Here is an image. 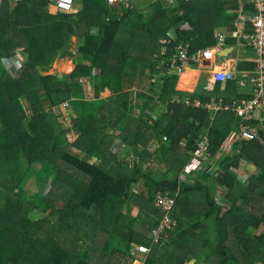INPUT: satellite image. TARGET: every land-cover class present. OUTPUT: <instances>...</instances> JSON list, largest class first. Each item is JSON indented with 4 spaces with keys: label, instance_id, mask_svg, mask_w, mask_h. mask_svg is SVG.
Here are the masks:
<instances>
[{
    "label": "trees",
    "instance_id": "1",
    "mask_svg": "<svg viewBox=\"0 0 264 264\" xmlns=\"http://www.w3.org/2000/svg\"><path fill=\"white\" fill-rule=\"evenodd\" d=\"M147 1L111 8L106 0H77L78 13L56 14L45 0L0 6V264H264V144L236 140L218 174L206 163L182 179L199 141L207 137L216 156L238 119L220 111L211 120L206 109L178 101L250 98L239 94V81L250 82L255 68L239 69L251 72L234 75L224 89L191 94L176 90L170 63L180 47L194 54L214 45L215 23L237 31V11L253 14V6L243 0L139 6ZM186 23L189 30L181 28ZM74 38L76 69L49 74L58 58L72 54ZM19 55L13 72L9 64ZM117 81L122 91L114 93ZM139 83L143 98L129 91ZM102 91L113 95L101 98ZM65 102L74 113L70 122L55 112ZM69 130L79 133L76 141ZM119 144L125 154L114 150ZM131 154L136 166L133 159L127 164ZM242 161L256 168L245 180L232 170ZM158 192L176 204L175 225L156 240L152 231L165 214L155 205ZM224 202L230 204L222 212ZM34 211L44 217L32 220ZM136 244L149 252L137 254Z\"/></svg>",
    "mask_w": 264,
    "mask_h": 264
},
{
    "label": "built area",
    "instance_id": "2",
    "mask_svg": "<svg viewBox=\"0 0 264 264\" xmlns=\"http://www.w3.org/2000/svg\"><path fill=\"white\" fill-rule=\"evenodd\" d=\"M22 0H0L2 5L5 2L16 3ZM41 1V0H36ZM50 5H53L57 11L62 12H75L77 0H45ZM134 0H106V4L109 7H129ZM250 5L253 6L254 13L249 17L250 30L243 33L241 38L246 44L254 51L253 61L256 63L255 77L246 82L245 80L239 81V86L242 89L250 87L248 95L249 99L235 100L231 104L224 103L222 99L220 102L203 103L196 101L193 107L204 108L213 115L219 111L233 112L238 119V129L230 132L220 146V151L229 150L236 140L244 141L245 138L251 139L252 132L246 129L245 126H256L252 122L259 121L262 124L264 121V0H248ZM223 41V36H219V42ZM164 43V42H163ZM184 50H180L177 56L174 58L176 62L178 72H182L183 67L189 61L188 46L184 47ZM211 53H204V56L208 59ZM209 60V59H208ZM234 79V74L228 70H215L208 82L207 91H213L218 82L231 81ZM188 104H190L187 101ZM68 103L62 104L60 108H67ZM56 110V108H55ZM151 112V111H149ZM239 134V138L237 135ZM163 141H167V137L163 138ZM209 140L207 137H203L197 148L193 151L191 159L183 167L182 172L185 176L191 175L196 171L206 168V163H210L209 159L213 156L209 152ZM176 204V198L170 196L169 193L158 192L155 197V205L161 208L165 214L159 225L152 231V235L156 240L162 237V234L175 225V221L172 219L173 209ZM161 236V237H160ZM137 254H144L147 250L146 246L139 244L135 245Z\"/></svg>",
    "mask_w": 264,
    "mask_h": 264
},
{
    "label": "crops",
    "instance_id": "3",
    "mask_svg": "<svg viewBox=\"0 0 264 264\" xmlns=\"http://www.w3.org/2000/svg\"><path fill=\"white\" fill-rule=\"evenodd\" d=\"M154 1L155 0L147 1L146 4L139 5V6L146 8L149 6V4L153 3ZM243 1H247L250 4V2L248 0H243ZM242 6H243V3H242ZM46 10L50 14H56L58 12L56 10V8L50 4L46 7ZM78 11H79V7L76 9L75 12L78 13ZM228 13H230V11ZM237 14H238L237 31H233V32L229 33L228 28H227V24L224 23V21L222 20L220 23L214 24V26L217 28V30H215V43H214V45H212L206 49L199 50L196 53L194 52V54L193 53L191 54L188 51L189 61H188L187 65L185 66L184 72L178 76V80L176 83V90L177 91H182V92L191 93V94L198 93L200 91L208 92L207 91L208 82L211 78L212 73L215 70H222V69L228 70L229 72H231L235 75V78L236 77L238 78L239 76L247 75L248 72H251V71H246L247 73L246 72H240L239 69H242L244 67L256 68V63L253 61V59H254L253 51L251 49H248L245 46L243 40L241 39V35H243V33H245V31H246L245 25L248 22V17L250 16V14L243 12L242 9L238 10ZM78 16H80V15L78 14ZM227 20L230 21L229 19H227ZM181 28L183 30H189L190 26L188 23H186V24H183L181 26ZM219 36H223L222 42H219ZM234 41H236V43H234ZM74 42H75V46L71 48L72 54L69 56H62L56 60L58 65H60V66L63 65L67 69L72 68V72L77 67V62H76L77 38H74ZM184 49H185L184 47H181L180 50H184ZM179 51H178V53H179ZM205 52L211 53L209 58H208L209 60L204 56ZM72 55L75 56V58H73ZM232 55H234V56L232 57ZM85 63L89 64L88 61H86ZM55 72L57 73V71H55ZM55 72H53V73H55ZM255 73H256V71H255ZM155 81H156V77L154 76L153 82H155ZM117 82L119 85V91L121 92L122 81H117ZM227 82H229V81L218 82L217 84L218 85L220 84L221 89H224ZM158 84H161L160 80H159ZM90 89L93 90L94 87L91 86ZM248 92H249L248 90L244 89V90H240L239 94L248 93ZM144 93H145L144 96H147L146 88H145ZM111 95L112 94L104 95V93L102 92L101 98H105V97H108ZM242 99H249V98H241L240 100H242ZM178 101L185 102L186 104H188L187 103V101H188L190 103L188 105L193 107L194 103H196V101H200V100L195 99V100L191 101L187 97H183L181 99H178ZM201 102H203V101H201ZM205 103H207V102H205ZM71 111L73 113V110H70L69 112H71ZM73 114H72V116H73ZM211 120H213V119H211ZM252 124H255V122H252ZM237 128H238V125H237ZM78 136H79V133L77 131H75V130H69L68 131V138L72 139V140L69 139L70 141H75L78 138ZM153 146L157 147V144L156 145L153 144ZM197 146H198V144H197ZM230 151L231 150L218 152L216 154L217 157L214 156V159L212 160V162L209 163V164L216 163V168L215 169L213 168L215 170V175L219 172V170L221 168L222 160L225 156V153H228ZM245 163L246 162H242L240 164V167L237 168L236 170L239 173H241L243 176H245V178H246V175L251 174V164H248V163L245 164ZM246 166H250V168L246 169ZM159 167L161 168V165ZM252 168H254V167H252ZM182 178H183V175H182ZM136 210L138 212L137 208L134 209V212ZM137 212H135V213H137Z\"/></svg>",
    "mask_w": 264,
    "mask_h": 264
},
{
    "label": "rangeland",
    "instance_id": "4",
    "mask_svg": "<svg viewBox=\"0 0 264 264\" xmlns=\"http://www.w3.org/2000/svg\"><path fill=\"white\" fill-rule=\"evenodd\" d=\"M21 2V1H20ZM20 2H16V3H10L12 6H15V5H17L18 3H20ZM0 6H1V4H0ZM234 43H236V41H234ZM238 55V54H237ZM234 55H232V57H233ZM23 58H22V56L21 55H19V56H17V59L16 60H14V61H12V63H10L9 65H10V67L12 68V70H13V72H16V68H18L19 67V63L17 62V61H21ZM55 71H57V73H59L60 75H68V74H70V73H72V68L71 69H67L66 67H64L63 65L62 66H60V65H58L57 64V62L55 61L54 62V64H53V66H52V69L49 71V74H53V72H55ZM56 73V72H55ZM139 82V81H138ZM140 82H142V80L140 81ZM245 90H248V91H250V89H248V88H244ZM244 89H242L241 88V90H244ZM122 91V90H121ZM129 91H133L134 92V96L135 97H141V98H143V96H144V92H145V84L144 83H139V84H136L135 86H133L132 87V89L131 90H129ZM118 92H120L119 90L118 91H115L114 93H118ZM249 93V92H248ZM243 94H247V93H243ZM218 102H220V100H218ZM212 103V102H211ZM60 110V108H56V114L57 115H60V118H61V114H62V110H64L65 112H68V113H70L66 108L65 109H62L61 111H59ZM137 110V108H135V111ZM149 111V110H148ZM147 111V112H148ZM136 114H137V111L135 112ZM215 116L213 115L212 116V119L214 118ZM153 119V118H152ZM246 127V129L247 130H249L250 132H252V138L251 139H248V138H245L244 139V141H258L259 143H261V144H264V121H262V124H260V125H256V126H245ZM109 132L111 133L112 132V129H110L109 130ZM237 137L239 138V134L237 135ZM69 139H71V138H69ZM72 140V139H71ZM76 141V140H75ZM71 142H74V141H71ZM157 144V143H156ZM155 144V145H156ZM116 148L118 149V151H121V153H123V154H125V147H122V144H119V146L117 147H115V151H116ZM156 147L155 146H152V147H150V150L151 151H156ZM232 149V147L229 149V150H231ZM229 150H227V151H229ZM232 151V150H231ZM231 151L230 152H228V153H231ZM228 153H225V154H228ZM83 156H84V154H83ZM216 157H217V155H216ZM131 159H133L134 161L133 162H137V159H135V157L131 154L130 156H129V159L127 160V164L128 163H130L129 161L131 160ZM214 159V157L213 158H211V159H209V161L210 162H212V160ZM97 161V160H96ZM242 162H245V161H242ZM241 162V163H242ZM244 164V163H243ZM246 164V163H245ZM128 165H130V164H128ZM212 168H216V163H213V164H209ZM252 167H254V166H252L251 165V174H253V173H255L256 172V168L254 167V168H252ZM250 168V166H246V169H249ZM206 168H204V169H202V170H205ZM219 170V169H218ZM232 170L234 171V172H236L237 174H238V177L240 178V179H242V180H245L248 176H250V175H246V178H245V176H243L241 173H239L237 170H236V168H232ZM220 171V170H219ZM212 172H214V174H215V171H212ZM218 174V173H217ZM186 176L185 175H183V178L182 179H184ZM34 181H31V183L29 184V185H27L26 186V188L29 190V192L35 187V183H33ZM218 191L220 190L221 192H223L224 190L222 189V187L220 188L219 186H218ZM35 190H36V188H35ZM220 191H219V195L217 196V200L219 201V203H220V199L222 198V194L220 193ZM229 202H224V204H223V206H222V212H225V210H226V208L229 206ZM135 212H137V210L135 211ZM134 212V214H137V213H135ZM30 217H31V219L32 220H37V219H39V217L41 218V217H44V214H42L41 212H39V211H34V212H32V213H30ZM261 231H264V227H262L260 230H259V232H261ZM136 245H139V244H136ZM145 246V245H144ZM147 248V247H146ZM149 252V250L147 249L145 252H143V253H148ZM142 257V256H141ZM190 263L191 264H193L194 263V261L192 260H190ZM134 264H139V261L138 260H134ZM141 264H143V262L141 263Z\"/></svg>",
    "mask_w": 264,
    "mask_h": 264
},
{
    "label": "clouds",
    "instance_id": "5",
    "mask_svg": "<svg viewBox=\"0 0 264 264\" xmlns=\"http://www.w3.org/2000/svg\"><path fill=\"white\" fill-rule=\"evenodd\" d=\"M169 2L170 3H173L174 2V0H169ZM6 3V2H5ZM9 3V2H8ZM137 3H138V0H134L132 3H131V5L129 6V7H131V8H134L135 6H137ZM252 6V5H251ZM118 7V6H117ZM122 8H126V7H122ZM128 8V7H127ZM252 14H250V16H251ZM249 16V17H250ZM248 17V22H249V18ZM249 24H250V22H249ZM245 32H248V31H245ZM242 39V38H241ZM243 40V39H242ZM161 42V44L164 46V45H166V43H167V41H165V40H161L160 41ZM164 42V43H163ZM243 42H244V44L245 45H247L246 44V42L243 40ZM186 46H188V45H186ZM186 46H183V47H186ZM248 46V45H247ZM249 47V46H248ZM181 48V47H180ZM180 48H178V51H179V49ZM251 48V47H250ZM252 49V48H251ZM253 50V49H252ZM178 51H177V53L175 54V56L171 59V67H172V69H173V73L174 74H176V75H180L181 73H183L184 72V70H185V66L183 67V70H182V72H178V70H177V65H176V62H174V58L177 56V54H178ZM188 51H189V46H188ZM187 65V64H186ZM113 95V94H112ZM65 103H68V102H65ZM64 104V103H63ZM60 106H62V104L61 105H59V106H57L58 108H60ZM56 107V108H57ZM62 109H65V108H60V110L59 111H61ZM68 111H70L71 109H70V105H69V103H68V107L66 108ZM204 109V108H203ZM207 110V109H206ZM208 111V110H207ZM55 112H56V110H55ZM209 112V111H208ZM220 112V111H219ZM211 113V115L213 116V114H212V112H210ZM71 112L70 113H68V112H65L64 110H62V114H61V116L64 118V120L66 121V122H70V118H71ZM217 114V113H216ZM216 114L214 115V116H216ZM211 119H212V117H211Z\"/></svg>",
    "mask_w": 264,
    "mask_h": 264
},
{
    "label": "water",
    "instance_id": "6",
    "mask_svg": "<svg viewBox=\"0 0 264 264\" xmlns=\"http://www.w3.org/2000/svg\"><path fill=\"white\" fill-rule=\"evenodd\" d=\"M229 50V49H228ZM103 93H104V91H102ZM71 113H72V111H71ZM134 164H135V166L137 165V162H134Z\"/></svg>",
    "mask_w": 264,
    "mask_h": 264
}]
</instances>
